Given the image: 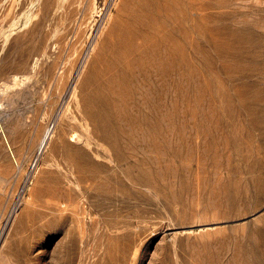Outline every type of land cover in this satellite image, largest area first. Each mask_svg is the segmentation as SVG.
Instances as JSON below:
<instances>
[{
    "label": "rangeland",
    "instance_id": "rangeland-1",
    "mask_svg": "<svg viewBox=\"0 0 264 264\" xmlns=\"http://www.w3.org/2000/svg\"><path fill=\"white\" fill-rule=\"evenodd\" d=\"M0 104V264H264V0H0Z\"/></svg>",
    "mask_w": 264,
    "mask_h": 264
},
{
    "label": "bare ground",
    "instance_id": "bare-ground-1",
    "mask_svg": "<svg viewBox=\"0 0 264 264\" xmlns=\"http://www.w3.org/2000/svg\"><path fill=\"white\" fill-rule=\"evenodd\" d=\"M155 1V0H154ZM137 2V1H136ZM157 2V1H156ZM150 3V2H149ZM153 4V3H152ZM184 4V3H183ZM131 7V6H130ZM176 8V7H175ZM129 9V8H128ZM144 9V8H143ZM162 9V8H161ZM186 9V8H185ZM155 10V9H154ZM156 10H158L157 8H156ZM178 10V9H177ZM130 11V10H129ZM139 11V10H138ZM161 12H162V10H161ZM167 12V11H166ZM185 12V11H184ZM125 14V13H124ZM138 14V13H137ZM162 14V13H161ZM130 16V15H129ZM141 16V15H140ZM124 17V16H123ZM133 17V18H132ZM129 18H132V21L130 22V23H125V26H126V32H127V34L125 33V36L121 39V45H120V50L118 49V51H120V54H119V60H121L119 63H121V64H123V66L125 65V68H126V66H128V67H131V66H138V64L136 65V61L133 59V57H131L130 55H132L131 53H133V55H134V52L136 51V49L138 48H135L136 46L132 43L133 42V39L134 38H136L137 39V37H140V34L143 32V31H145V29L146 28H144V26L146 27V25L147 26H150V25H148L147 24V21L145 22V21H143V17L141 18H139V17H137L136 15L134 16V14L131 16V17H129ZM186 19V18H185ZM124 22V21H123ZM152 22V21H151ZM149 23V22H148ZM154 23V22H153ZM182 23V22H181ZM156 24V23H155ZM162 25V24H161ZM189 25V24H188ZM187 25V26H188ZM163 26V25H162ZM168 27V26H167ZM136 28V29H135ZM144 28V29H143ZM148 28V27H147ZM173 28H174V26H173ZM177 28V27H176ZM121 29V28H120ZM141 29H143V31L141 30ZM149 29V28H148ZM147 29V30H148ZM125 30V29H124ZM138 30H140L139 31V33L137 32ZM167 30V29H166ZM171 30H172V28H171ZM188 30V29H187ZM121 31V30H120ZM125 32V31H124ZM147 32V31H146ZM146 32H144V33H146ZM163 34V33H162ZM165 34V33H164ZM163 34V35H164ZM184 35V34H183ZM182 35V36H183ZM121 36V35H120ZM166 36V35H165ZM172 36V35H171ZM186 36V35H185ZM122 37V36H121ZM159 37V36H158ZM169 38H171V37H169ZM140 39V38H139ZM158 40H159V38H157ZM166 39V38H165ZM116 40V39H115ZM114 40V41H115ZM119 40V39H118ZM162 40V39H161ZM184 40V39H183ZM111 41H112V39H111ZM164 41V40H163ZM186 42V41H185ZM111 43V42H110ZM167 43H168V41H167ZM119 44V43H118ZM142 44V43H141ZM137 45H139V44H137ZM111 46V45H110ZM113 46V45H112ZM143 46V45H142ZM165 46V45H164ZM188 46V45H187ZM190 46V45H189ZM161 47V46H160ZM141 48V46L139 47V49ZM184 48V47H183ZM188 48V47H187ZM114 49V48H113ZM154 49V48H153ZM175 49V48H174ZM138 50V49H137ZM179 50V49H178ZM146 51V50H145ZM173 51V50H172ZM139 52V51H138ZM137 51H136V53H138ZM140 52H141V49H140ZM176 52V51H175ZM185 52V51H184ZM112 53V52H111ZM115 53H117L116 51H115ZM176 53H178V52H176ZM139 54V53H138ZM113 55V54H112ZM171 55H173V53L171 54ZM114 56H115V54H114ZM136 56H138V55H136ZM139 56H140V54H139ZM175 56V55H174ZM182 56V55H181ZM117 57V56H116ZM120 57H121V59H120ZM153 57V56H152ZM161 57V56H160ZM186 57H187V55H186ZM113 58V57H112ZM158 58V57H157ZM117 59V58H116ZM136 59V58H135ZM147 60H149L148 58H147ZM146 60V61H147ZM158 60V59H157ZM181 60V59H180ZM189 60V59H188ZM116 61H118V60H115V62ZM145 61V62H146ZM155 61H156V59H155ZM160 62H161V60H159ZM187 61V60H186ZM151 62V61H150ZM148 63H149V61H148ZM151 63H154V62H151ZM185 63V62H184ZM146 64V63H145ZM161 64V63H160ZM143 65V64H142ZM150 65V64H149ZM152 65H154V64H152ZM182 65V64H181ZM118 66V65H117ZM145 66V65H144ZM144 66H142V67H144ZM148 66V65H147ZM157 66V65H156ZM185 66V65H184ZM127 67V73H128V70H129V68ZM139 67V66H138ZM138 67H137V69H138ZM120 69H121V67H119ZM119 68H117L118 70H119ZM124 68V67H123ZM145 68V67H144ZM152 68V67H151ZM155 68V67H154ZM140 69H141V67H140ZM139 69V70H140ZM143 69V68H142ZM146 69V68H145ZM182 69V68H181ZM136 70V69H135ZM138 70V71H139ZM151 70V69H150ZM155 70V69H154ZM163 70V69H162ZM121 71H123V70H121ZM144 70H142V72H143ZM145 71H147V72H150L149 71V68H148V70H145ZM153 71V68H152V70H151V72ZM119 72V71H118ZM126 73V71H123L122 72V74L123 73ZM134 72V71H133ZM141 72V71H140ZM147 72H146V74H147ZM183 72V71H182ZM116 73H117V71H116ZM137 73V72H136ZM144 73V72H143ZM153 73H154V71H153ZM152 73V74H153ZM162 73H164V72H162ZM131 74V73H130ZM141 74V73H140ZM139 74V75H140ZM151 74V73H150ZM156 74V73H155ZM159 74V73H158ZM119 75V74H118ZM124 75V74H123ZM132 75V74H131ZM138 75V74H137ZM145 75V74H144ZM154 75V74H153ZM160 75V74H159ZM114 76H115V74H114ZM141 77L143 76V74L142 75H140ZM147 76V79H148V74L146 75ZM145 76V77H146ZM162 76V75H161ZM130 77V76H129ZM132 77H134V76H132ZM131 77V78H132ZM140 77V78H141ZM157 77V76H156ZM156 77H155V80H156ZM121 78V77H120ZM139 78V80L138 81H140V80H142V79H140ZM146 79V80H147ZM113 80V79H112ZM154 80V79H153ZM188 80V79H187ZM121 81V80H120ZM119 81V82H120ZM127 81V80H126ZM143 81H144V79H143ZM148 81V80H147ZM150 81V80H149ZM111 82V81H110ZM152 82H154V81H152ZM187 82V81H186ZM116 83V82H115ZM140 83H142L141 81H140ZM138 84V83H137ZM148 84V83H147ZM104 85V84H103ZM105 85H106V83H105ZM114 85V84H113ZM121 85V84H120ZM139 85V84H138ZM151 85H153V84H151ZM107 86H109V85H107ZM141 86H142V84H141ZM144 86V85H143ZM147 86V85H146ZM145 86V87H146ZM151 87V86H150ZM147 88V87H146ZM111 89H112V86H111ZM133 89V88H132ZM142 89V88H141ZM128 90V89H127ZM147 91H149V90H147ZM156 91V90H155ZM137 93V92H136ZM144 94V93H143ZM138 95V94H137ZM143 98V97H142ZM140 99V98H139ZM144 99V98H143ZM101 100V99H100ZM139 103V102H138ZM144 103V102H143ZM1 105V104H0ZM145 105H147V104H145ZM97 114H98V112H97ZM96 114V115H97ZM156 120V119H155ZM105 124V123H104ZM108 133V132H107ZM48 135H46V136H44L43 138H42V140H41V142L43 143V145H44V143H45V139H46V137H47ZM115 136H117V135H115ZM107 137V136H106ZM112 137V136H111ZM113 138H114V136H113ZM119 138V137H118ZM116 139H117V137H116ZM41 143V144H42ZM40 148V147H39ZM79 161V160H78ZM84 169V168H83ZM79 170V169H78ZM75 171H77V170H75ZM86 172V171H85ZM76 173V172H75ZM81 173V172H80ZM87 174V173H86ZM85 175V174H84ZM88 175V174H87ZM75 177V176H74ZM80 177V176H79ZM84 181V180H83ZM80 187V186H79ZM78 189V188H77Z\"/></svg>",
    "mask_w": 264,
    "mask_h": 264
}]
</instances>
